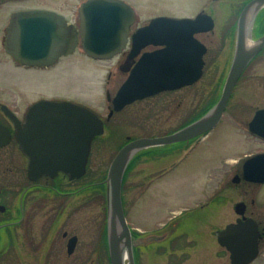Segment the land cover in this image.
Here are the masks:
<instances>
[{
	"label": "flooded vegetation",
	"instance_id": "1",
	"mask_svg": "<svg viewBox=\"0 0 264 264\" xmlns=\"http://www.w3.org/2000/svg\"><path fill=\"white\" fill-rule=\"evenodd\" d=\"M249 1L251 0H244L238 11L233 7L230 9V16L228 17L229 25L231 21L235 22L236 19L234 27H229L228 30L229 35L234 39V53L239 17L243 8ZM9 2L19 3L10 11V19H8L9 24L13 14L16 12L51 10L63 16L66 23L70 25V42L73 37V31L75 30L74 27L76 29L79 28V8L83 1L76 5L73 4V1L60 0L59 5L51 7L45 4H36L37 2H33L32 0H0V8L7 5ZM200 13L210 14L214 18L216 24V17L212 8L211 10H202ZM233 14H236L237 16H232ZM259 15L260 12L258 16ZM258 16L256 20L258 19ZM7 27L8 25L4 28V34L1 39L3 51L9 58V61H11V67L16 71H19V73L32 72L41 75L44 78H50L49 76L54 74L57 70H69L76 71L74 73L78 72L81 75L83 74L85 77H76L74 95H61L59 93H47V91H44L42 88L37 89L34 87H25V84H23L21 80L18 81V77L15 78L14 76H10L11 78H6L0 72V88L2 91L0 92V260L4 252H9L8 250L15 246L18 264H25L32 262L33 260H37L39 264L40 261L44 263L47 262L48 264H60L62 262L63 264H71V260L78 261L80 264H86V252L81 251L83 244L81 228H85L87 208L96 205V202L98 201H94V199L97 196H99V206H102L105 193V181L111 162L118 152L126 144L137 138L158 137L173 134L204 115L214 104L209 105L207 109L198 115L195 114L198 111L194 108L191 116L185 121H181L178 126L173 127L171 125L172 123L167 124L166 126L168 129L164 133L151 131V128L154 126L153 121H158L156 116L159 115V111L164 109L160 107L177 102L176 106L178 109L182 105L183 100L179 99L181 98V95L183 97V89L195 85L204 76L205 68L208 64L206 55L209 52L210 46L201 35L213 32L215 28L210 31H203L196 34L207 48L203 55V75L199 80L184 85H176V87L165 88L121 105L122 101L118 99L117 96L123 84L134 74L138 60L145 51L152 53L163 46L152 44L145 49H142L139 53H136V50L128 44L126 48L113 58L98 59L88 55L83 49L80 40H78L72 47L73 50L69 51V53L57 55V57H54L53 59H45L44 61L28 64L15 59L7 52L4 46ZM254 33H256V29H254ZM70 42H68V44ZM65 48H68L67 45H65ZM167 51L168 50H166V52ZM171 52L174 54L171 53L162 58L163 64L161 68L166 70L182 69L184 61V48L182 43L177 44ZM87 59L94 62L115 60V62L107 68L105 73H103V82L101 83V85H103V90L101 93L105 96V103L102 105H99L98 99H96L94 103L93 101L90 103L85 95H82L85 90L82 85L89 84L87 82L88 78H86L87 74L90 72L93 77L97 78L101 72V68L96 62L93 68L91 67V71H89V68L86 67ZM66 61L69 62L66 63ZM78 62L84 63H82V66H79V71L75 67V64H78ZM81 67L84 69V73L81 72ZM95 73L97 75H95ZM71 76L72 74H69L70 78H72ZM167 82L176 84L178 81ZM94 86L96 85L92 84V87ZM144 101V110L148 117L145 116L144 123L142 122L143 125L138 127L144 129L146 133L133 135V133L128 131H131L129 129H131L132 125L136 124V121H132V119L128 117L126 111L133 105ZM52 103L59 104L57 108L60 109V112L56 122L51 121L50 123L49 120H46L51 126V130L47 132L51 133L44 135L40 130V126L43 123L41 117H45L48 114L47 106H50ZM84 108L92 110L102 121V131L93 138L89 156L85 163H82L85 165L84 171H81L76 176H72L71 172L62 169H60L55 175L47 173L41 175H36V173L33 174L30 170L31 157L26 150L27 148L32 150L38 149L40 141L46 142L47 140L54 138L58 142L59 148H67L68 146L70 150H76L75 148L79 147L78 142L80 141L79 149L86 147V144L81 141L82 133H77V130L74 129L75 133L74 135H71L72 127L74 125L76 126L75 123L77 122L75 121L73 123L72 117L77 116L79 111L82 113ZM171 117H173V113ZM252 118L247 123L249 133V125ZM220 123L221 121L219 124ZM79 125L82 129L81 119L79 120ZM52 126L56 129L52 130ZM215 128L211 131L215 130ZM209 132L187 140L141 149L130 160L123 177L122 199L127 221L132 231L133 240L135 241L134 255L136 264L139 262L138 248L142 246L141 243L136 244V241L148 236H154L155 238L153 240L148 241L147 244H143V246H153L166 243L175 235L176 231L174 229L180 228V225L174 224L178 220L176 219L170 224H164L162 227L164 228L163 233L162 230L160 232L157 231L159 232L157 234L156 232L149 234H141V232H138L136 229L137 227L133 225L129 209L126 206V190L124 189V183L128 173L135 168L137 162L141 158L146 160L150 159V162L162 158H168L170 155L180 153L178 148H181V146H188L194 140H200ZM250 134L256 139V142H258V146L261 147L250 153H244L230 164V167L235 169L230 177L231 182L236 185H241L243 195L241 199L234 204L236 218L235 221L231 223H245L251 221L255 224V226H252V229L257 228L258 230L257 252L255 258L249 263L254 264L260 259L264 260V181H252L244 177L238 163L242 158L257 153H263L264 138L252 133ZM123 135L124 140H122V142L120 140L117 142L116 139H120V136ZM112 136H115V139H113ZM112 139L113 143L110 141ZM112 144L113 146L115 145L117 150L105 170L106 164L103 159V154L105 150L109 148L108 146ZM97 148H99V166L92 167L93 152ZM75 161H77L76 157ZM75 163L78 167V162ZM93 164L95 165L96 163ZM91 168L94 170L91 171ZM163 174L164 173H161L158 178L162 177ZM253 185L256 187L255 195L248 198V188ZM100 214H102V210H99V220L97 216V228H102L100 231V240H102L103 243L104 231L106 234L108 226L107 219H103ZM170 228H172V230H169ZM73 230L74 233H72ZM106 239L108 244V238L106 237ZM97 242L99 243V234ZM223 247L229 253L231 264V251L227 247ZM97 258L98 257L92 258V264L97 263ZM100 259L101 257H99V260Z\"/></svg>",
	"mask_w": 264,
	"mask_h": 264
},
{
	"label": "rangeland",
	"instance_id": "2",
	"mask_svg": "<svg viewBox=\"0 0 264 264\" xmlns=\"http://www.w3.org/2000/svg\"><path fill=\"white\" fill-rule=\"evenodd\" d=\"M32 1L51 7L60 3V0ZM69 1L78 5L83 0ZM124 1L130 4L138 14L139 18L133 27L143 25L156 16L195 17L202 10H211V8L216 17L214 31L201 35L210 46L206 55L208 64L204 76L195 85L183 89V97L181 95L179 99L183 101L178 109L177 102L160 107L164 109L159 111V115L156 116L158 121H153L154 126L151 131L164 133L168 129L167 124L172 123L171 125L176 127L181 121H185L191 116L194 108L197 109L198 112L195 111V114L198 115L209 105L215 104L219 100L234 53V39L231 38L228 30L229 27H234L236 17L233 18L235 22L231 21L230 25L228 17L230 9L233 7L238 11L244 0ZM17 4L19 3L9 2L0 8V72L6 78L18 77V81L21 80L25 87L42 88L47 93L74 95L75 79L84 76L83 74L74 73L76 71L57 70L49 76L50 78H44L32 72L19 73L11 67V61L3 51L1 39L4 28L9 24L10 11ZM232 16L237 15L233 14ZM254 28L256 33L253 38L256 39V36L264 33V8L260 11ZM86 61L89 71L96 62L101 68V74L99 73L97 78L93 77L90 72L87 74L86 78H88L89 84L82 85L85 89L82 95H85L88 102L92 103L93 101L94 103L98 99L99 105H102L105 103V96L101 93L103 73L115 60L94 62L87 59ZM68 62L66 61V63ZM82 63L75 64L78 71ZM81 72H85L82 67ZM69 74H72V78L69 77ZM95 75L97 74L95 73ZM92 84L96 86L92 87ZM0 92H2L1 88ZM144 103L145 101L135 104L126 111L128 117L132 121H136V124L129 129L131 131H128L133 135L146 133L144 129L138 127L143 125L145 116L148 117L144 110ZM259 108H264V50L252 60L236 83L221 123L215 130L200 140H194L188 146H181L178 148L180 151L178 154L153 162H150V159L141 158L136 166L134 165L135 168L126 177L124 189L126 190V206L137 231L141 234L152 232L157 234L162 230L163 233L164 224H170L176 219L178 220L174 224L180 225V228L174 229L175 235L166 243L143 246L147 242H142V246L138 248V264H230L229 253L218 242L216 232L224 229L228 223L235 221L234 204L243 196L241 185L231 182L230 177L235 169L231 168L230 164L244 153H250L261 147L258 146V142L247 128L248 121ZM172 113L173 117H171ZM112 138L115 139V136ZM113 139L110 140L112 143ZM116 140L122 142L124 135ZM108 147L103 154L105 170L117 150L113 144ZM92 162L96 163L95 165L91 163L92 167L99 166V148L94 150ZM92 170L94 169L91 168ZM161 173L164 174L160 179L158 177ZM255 189L254 185L248 188V198L255 195ZM104 190L102 206H99V196H97L94 201L98 202L87 208L86 226L81 228L83 238L81 251L86 252V264H92L93 257H98L97 263L94 264H111L106 239L108 229L106 234L104 231L102 243L100 240L102 228H97L99 210H102L100 216L107 219L108 226L106 181ZM98 234L99 243L97 242ZM8 251L11 253L4 252L0 264H18L15 246ZM99 257H101L100 260ZM25 264H39V262L33 260ZM40 264L48 263L40 261ZM71 264L80 263L71 260ZM254 264H264V260L260 259Z\"/></svg>",
	"mask_w": 264,
	"mask_h": 264
},
{
	"label": "water",
	"instance_id": "3",
	"mask_svg": "<svg viewBox=\"0 0 264 264\" xmlns=\"http://www.w3.org/2000/svg\"><path fill=\"white\" fill-rule=\"evenodd\" d=\"M263 7L264 0H251L241 12L237 25L235 53L219 100L204 115L177 132L166 136L137 138L126 144L113 159L106 178L111 264H127V262L136 264L135 241L122 200L123 177L130 160L141 149L187 140L216 127L222 119L237 81L251 60L264 48V34L256 39L253 38L255 20ZM79 12V29L74 27L71 42L70 25L56 12L29 10L14 13L7 28L5 40L7 52L21 62L32 64L69 53L79 37L84 50L89 55L101 59L111 58L120 53L129 42L136 53L151 44L163 46L152 53L144 52L138 60L134 74L126 81L117 96L122 101L121 105L165 88L194 82L202 76L203 54L207 48L195 34L214 28L215 22L211 15L200 13L194 18L158 16L131 32L136 13L124 0H86L81 4ZM181 43L184 48L183 68L178 70L161 68L162 58L171 54V50ZM65 45L68 48H65ZM167 81L178 82L171 84ZM58 105L52 103L47 106L48 114L41 117L43 123L40 130L44 135L51 133L47 132L51 130V126L46 120L50 123L56 122L59 116ZM78 113L77 116L72 117L73 123L77 122L76 126L72 127L71 135H74V129L77 133H82L81 141L86 147L79 149V140V147L75 148L76 150H70L68 146L59 148L54 138L46 142L40 141L38 149L26 150L31 157L30 170L33 174L55 175L62 169L76 176L84 171L85 165L82 163H85L89 156L93 137L102 131V121L88 108ZM80 119L82 129L79 125ZM55 129L52 126V130ZM249 129L252 134L264 138V108L256 111ZM74 161L78 162V167ZM238 166L247 179L264 181V153L242 158ZM252 226L255 224L251 221L231 223L216 232L219 243L231 251V264H248L255 258L258 230L252 229ZM154 238L148 236L136 241V244Z\"/></svg>",
	"mask_w": 264,
	"mask_h": 264
}]
</instances>
